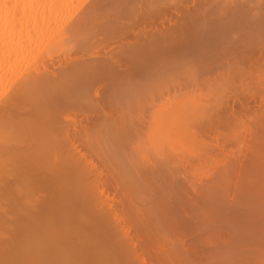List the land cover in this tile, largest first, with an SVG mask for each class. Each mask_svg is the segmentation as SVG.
<instances>
[{
    "label": "bare ground",
    "instance_id": "6f19581e",
    "mask_svg": "<svg viewBox=\"0 0 264 264\" xmlns=\"http://www.w3.org/2000/svg\"><path fill=\"white\" fill-rule=\"evenodd\" d=\"M0 264H264V0H0Z\"/></svg>",
    "mask_w": 264,
    "mask_h": 264
}]
</instances>
